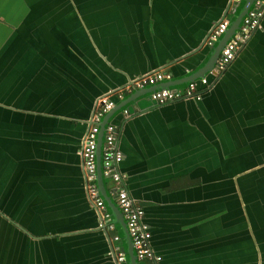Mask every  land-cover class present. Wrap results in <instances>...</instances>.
Wrapping results in <instances>:
<instances>
[{"label":"crops","instance_id":"crops-1","mask_svg":"<svg viewBox=\"0 0 264 264\" xmlns=\"http://www.w3.org/2000/svg\"><path fill=\"white\" fill-rule=\"evenodd\" d=\"M229 3L0 0V264H130L121 226L100 228L87 194L80 150L96 100L147 72H196L214 25L245 0ZM210 70L200 99L146 93L116 109L139 90L110 95L120 170L161 264H264V17ZM104 186L116 203L115 183Z\"/></svg>","mask_w":264,"mask_h":264},{"label":"built area","instance_id":"built-area-1","mask_svg":"<svg viewBox=\"0 0 264 264\" xmlns=\"http://www.w3.org/2000/svg\"><path fill=\"white\" fill-rule=\"evenodd\" d=\"M244 0H230L229 11H236ZM264 17V0H254L251 7L244 14L236 32L228 39L222 47L218 58L210 72L216 77L221 74L229 64L236 58L242 45L251 35L262 27ZM231 22L222 19L217 22L206 38V43L215 47L221 37L228 31ZM172 80L171 72L155 70L141 74L134 78L124 88H118L108 94L99 96L96 100L95 110L91 117L89 128L83 138L81 145V156L83 158L84 177L86 181L87 194L92 206L99 214V227L106 231H114L116 223L112 213L107 209V204L100 192L97 173V147L98 138L103 119L116 107V102L110 98L115 93L124 98V91L143 90L150 88L149 95L157 104H165L177 99L195 97L200 99L202 90L199 83L204 87L210 86L208 76L201 77L198 81L187 83L182 89L169 87L167 83ZM123 112L130 115V110L125 108ZM119 126L110 119L104 127L103 148L101 154L103 177L111 179L115 183L116 204L124 216L127 229L134 247L136 260L143 264H161L163 256L157 253L152 246L151 230L148 223L144 221V207L134 198L125 184L124 174L120 170L123 153L119 148L118 135ZM119 234H114L113 239L118 240ZM118 262L126 261L124 249L111 251Z\"/></svg>","mask_w":264,"mask_h":264},{"label":"water","instance_id":"water-1","mask_svg":"<svg viewBox=\"0 0 264 264\" xmlns=\"http://www.w3.org/2000/svg\"><path fill=\"white\" fill-rule=\"evenodd\" d=\"M254 0H245L244 5L242 6L241 10L238 12L237 18L235 21L230 25L228 31L221 37V39L218 41L217 45L214 47L213 52L211 53V56L209 60L205 63L204 66H202L200 69H198L196 72L192 73L191 75L181 79V81H169L167 85L170 87L171 85H175L176 83L182 82V83H189L190 81L197 80L201 77H204L207 72L214 66L216 59L218 58L220 51L222 47L225 45V43L228 41V39L236 32L238 29V26L241 22L242 17L244 14L248 11V9L253 4ZM150 88L139 90L137 92H134V94L130 95L126 98L125 101H123L116 109L123 108L124 105H126L130 101H136V98H138L142 94H146L150 92ZM116 109L111 110L108 115L103 119V122L101 124V130L99 133L98 138V147H97V173H98V183L99 188L102 196L104 197L106 204L109 206L112 212L113 220L115 223L119 224L121 226L123 235L126 239L127 244V253H128V262L130 264H143V263H137L135 253H134V247L127 229V225L124 219L123 214L121 213L118 205L113 201L112 197L108 195L106 188L104 186V177L102 174V164H101V154H102V148H103V136H104V127L105 124L111 119L113 113L116 111ZM146 212L144 211V221H146ZM149 225V223H148ZM151 230V228H150ZM152 234V232H151ZM151 242H152V236H151ZM153 246V244H152ZM154 248V246H153ZM155 249V248H154Z\"/></svg>","mask_w":264,"mask_h":264}]
</instances>
